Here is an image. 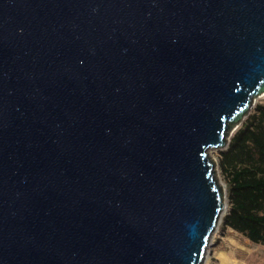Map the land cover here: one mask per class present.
<instances>
[{
  "label": "water",
  "instance_id": "obj_1",
  "mask_svg": "<svg viewBox=\"0 0 264 264\" xmlns=\"http://www.w3.org/2000/svg\"><path fill=\"white\" fill-rule=\"evenodd\" d=\"M262 93L264 0H0V264H200Z\"/></svg>",
  "mask_w": 264,
  "mask_h": 264
},
{
  "label": "trees",
  "instance_id": "obj_2",
  "mask_svg": "<svg viewBox=\"0 0 264 264\" xmlns=\"http://www.w3.org/2000/svg\"><path fill=\"white\" fill-rule=\"evenodd\" d=\"M219 164L229 179L223 226L264 244V99L232 134Z\"/></svg>",
  "mask_w": 264,
  "mask_h": 264
},
{
  "label": "rangeland",
  "instance_id": "obj_3",
  "mask_svg": "<svg viewBox=\"0 0 264 264\" xmlns=\"http://www.w3.org/2000/svg\"><path fill=\"white\" fill-rule=\"evenodd\" d=\"M264 99V93L255 96L253 102L250 105L248 112L234 124L231 128L226 143L223 146L208 147L207 152L209 157L211 155L215 159L213 161L216 165V174L223 188L224 207L221 210L218 222L212 231L208 243L206 245L205 254L200 264H264V244L251 241L248 237L242 233L223 226V217L228 212L229 200H228V175L221 168L219 164L220 152L224 149L236 129L241 125L245 116L254 109L256 103ZM212 147V148H211Z\"/></svg>",
  "mask_w": 264,
  "mask_h": 264
},
{
  "label": "bare ground",
  "instance_id": "obj_4",
  "mask_svg": "<svg viewBox=\"0 0 264 264\" xmlns=\"http://www.w3.org/2000/svg\"><path fill=\"white\" fill-rule=\"evenodd\" d=\"M212 148V147H211Z\"/></svg>",
  "mask_w": 264,
  "mask_h": 264
}]
</instances>
